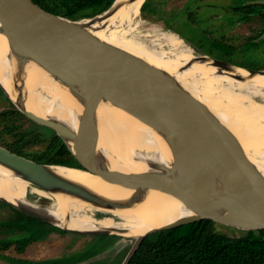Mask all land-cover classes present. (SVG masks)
Wrapping results in <instances>:
<instances>
[{
	"label": "water",
	"instance_id": "obj_1",
	"mask_svg": "<svg viewBox=\"0 0 264 264\" xmlns=\"http://www.w3.org/2000/svg\"><path fill=\"white\" fill-rule=\"evenodd\" d=\"M115 2L116 0L100 16L88 19L90 24L109 10L112 11ZM252 3L264 4V0H253ZM78 21L83 20L71 19L50 11L34 0H0V31L7 36L9 44L12 47L18 46L39 60L55 73V79L68 76L67 78L78 82L83 92V111L78 129H72L68 123L56 117L45 118L25 110L11 98L1 83L0 85L28 117L55 130L83 167L37 162L2 145L0 163L45 192H66L93 203V208L105 213H112L107 211L109 208L129 206L135 195L127 201L118 202L65 179L50 167L81 169L106 182L118 183L138 192L143 188L168 192L183 201L187 207L196 210V215L191 217L152 228L138 236H130L136 237V240L122 264L129 263L146 235L160 229L201 219H211L246 230L264 229V167L249 156L247 148L254 149L247 142L245 145L205 102L171 81V75L160 72L124 51L95 41L77 24ZM261 38H264V34ZM203 56L207 55L197 58L201 59ZM212 59L213 65L219 69L237 66L214 57ZM243 68L254 74L264 75V70ZM101 95L146 124L170 134L169 142L175 153L179 181L165 177L162 173L129 175L118 170L96 167L91 163L90 154H87L82 141L92 126L94 111ZM148 163L152 168L168 171L163 163L151 160ZM206 170L221 174L229 189L203 191L201 180ZM0 199L26 214L71 232L87 235L117 233L65 228L32 207L13 203L1 196ZM221 207L225 208L224 213L217 211ZM130 243V239L125 240L116 252ZM106 251L109 250L77 264L106 257Z\"/></svg>",
	"mask_w": 264,
	"mask_h": 264
},
{
	"label": "bare ground",
	"instance_id": "obj_2",
	"mask_svg": "<svg viewBox=\"0 0 264 264\" xmlns=\"http://www.w3.org/2000/svg\"><path fill=\"white\" fill-rule=\"evenodd\" d=\"M144 2L116 0L112 11L109 10L91 24L87 19L77 24L95 41L124 51L160 72L171 75V81L205 102L245 145L247 139L254 144L264 145V104L252 100L257 90L264 93V75L254 74L239 66L219 69L213 65L212 56L197 58L192 49L177 36L166 37H169L174 48L173 54L164 55L151 50L134 36H129L130 30L138 23L136 17ZM191 70L194 73L186 76ZM67 77L55 79L53 71L18 46L12 47L7 36L0 31V83L11 98L25 110L45 118L56 117L77 130L83 111V92L76 80ZM196 77L200 79L197 81ZM201 90L205 93H201ZM169 137V133L146 124L101 95L92 126L83 138L82 145L96 167L129 175L162 173L165 177L179 181V169ZM70 143L73 144L72 140ZM247 151L253 160L264 167V150L260 152L248 147ZM96 152L104 154L97 157ZM150 160L165 164L168 171L150 167ZM50 169L69 181L118 202L127 201L135 195L129 206L107 210L120 217L122 224L115 223L113 217L97 221L87 213L88 209L95 207L93 203L62 191L51 192L55 199L53 208L35 207L25 199L31 183L2 163L0 196L13 203L38 209L65 228L79 231L108 230L127 236H138L152 228L196 215L195 209L187 207L168 192L151 188H143L138 192L76 168L52 166ZM204 172L201 180L203 191L229 189L221 174L212 170ZM37 190L46 194L41 189ZM217 211L224 213L225 208L221 207Z\"/></svg>",
	"mask_w": 264,
	"mask_h": 264
},
{
	"label": "rangeland",
	"instance_id": "obj_3",
	"mask_svg": "<svg viewBox=\"0 0 264 264\" xmlns=\"http://www.w3.org/2000/svg\"><path fill=\"white\" fill-rule=\"evenodd\" d=\"M252 1L148 0L143 11H140L137 15L138 23L130 30L129 36H134L151 50L164 55L173 54L172 51L174 49L171 42H169V37L168 39L166 37L177 36L176 38L182 39L192 49L195 56L209 55L237 66L264 70V41L258 46L248 43L250 39L260 38L264 34V16L244 17L245 9H238L239 7H247L248 4L254 5L255 3H252ZM45 8L63 15L51 6L46 5ZM106 10L97 14H89L79 19H73H93L103 14ZM87 13H90V11L88 10ZM213 40L220 41L226 46V49L224 51L214 49L211 46ZM193 73L194 71L191 70L186 76H190ZM199 79L196 77L197 81ZM258 91L253 93L252 100L256 103L264 104V93ZM200 92L205 93L204 90ZM207 94L210 96L209 93ZM14 109H16L14 105L3 94H0V145L15 151L16 144H18L20 148L23 146L22 149H24L25 154L21 155L30 159L35 157L40 158L41 154L49 146V141L53 136L52 128L32 120L22 110L21 112L30 120L21 118L19 115L17 116ZM8 111H13V113ZM26 132L30 137L32 134L35 135L33 140H30V142H33L27 146H25V143L28 136L26 138L22 137V134ZM18 139L19 141L15 143V140ZM37 139L39 140L36 141ZM247 144L260 152L264 150L263 143L254 144L250 139H247ZM77 160L79 159L77 158ZM37 189L39 188L31 184L25 195V199L37 208H53L55 206L53 195L49 192L43 194ZM40 213L42 212L40 211ZM87 213L97 221L104 220L106 217H113L115 223L122 224L120 217L109 212L105 213L97 208L88 209ZM13 215L14 213L11 209H0V220L10 218ZM213 221V228L216 231L231 236L245 235L249 231L215 220ZM108 234L116 235V238L113 243L108 244L104 248V250L109 251H106L104 254L106 256L104 257L105 259L100 260L101 263L98 264H109L107 259L111 261L110 264H122L130 252L134 241L131 240V243L127 247L116 253L112 249L128 240L130 236L117 233ZM98 236L77 232H70L64 235L52 233L48 237L30 244L23 252H19L16 245H12L8 249L1 248L3 241L16 239L20 237L19 235H0V264H10L2 256L3 254L32 260L66 257L62 264H77L85 260L73 263L74 259L77 260L80 258V253L90 250L93 244L96 243Z\"/></svg>",
	"mask_w": 264,
	"mask_h": 264
},
{
	"label": "trees",
	"instance_id": "obj_4",
	"mask_svg": "<svg viewBox=\"0 0 264 264\" xmlns=\"http://www.w3.org/2000/svg\"><path fill=\"white\" fill-rule=\"evenodd\" d=\"M36 3L46 7L51 6L54 10L62 13L64 16L73 18L86 17L89 14L100 13L111 6L114 0H34ZM145 0L141 7L143 11ZM261 7V8H258ZM244 10V17L256 15L264 16V4H248L247 7H239ZM90 13H87V11ZM250 39L248 43L254 46L260 45L264 38ZM211 46L214 49L224 51L226 46L220 41L213 40ZM0 94H3L16 109V115L21 118L28 117L18 109L8 94L0 85ZM13 113V111H8ZM14 115V114H13ZM30 120V119H28ZM53 136L49 141L40 158L33 159L41 163L62 164L72 167H83L76 156L64 141L53 129ZM28 133L22 134L26 138ZM35 137L34 134L27 137L26 145L31 144ZM37 139L36 141H38ZM15 140V143L18 142ZM23 147V146H22ZM16 144L15 151L25 154L24 149ZM97 153L101 157L104 153ZM11 209L14 215L7 219L0 220V235H19L16 239L3 241L1 248L8 249L16 245L19 252H23L27 246L48 237L52 233L68 234L71 231L56 226L43 219L31 216L14 207L12 204L0 199V209ZM115 218V217H114ZM214 221L211 219H201L198 221L186 223L180 226L160 229L149 233L140 242L137 250L133 254L128 264H264V229L249 230L245 235L231 236L216 231L213 228ZM116 235L102 234L97 237L96 243L90 250L80 253V258L74 259V262L93 259L96 255L104 252V248L114 242ZM132 241L136 237L129 238ZM119 247V246H118ZM118 247L112 249L116 252ZM127 247V246H126ZM124 249V248H123ZM125 252V251H124ZM117 253V252H116ZM10 264H62L66 258L56 259H27L21 257L2 255ZM98 258L86 264L96 262L101 263ZM109 264L111 261L107 259Z\"/></svg>",
	"mask_w": 264,
	"mask_h": 264
},
{
	"label": "flooded vegetation",
	"instance_id": "obj_5",
	"mask_svg": "<svg viewBox=\"0 0 264 264\" xmlns=\"http://www.w3.org/2000/svg\"><path fill=\"white\" fill-rule=\"evenodd\" d=\"M258 39H260V38H258Z\"/></svg>",
	"mask_w": 264,
	"mask_h": 264
}]
</instances>
